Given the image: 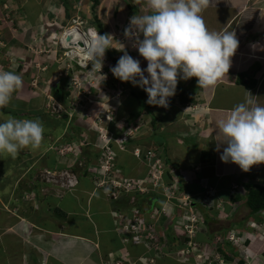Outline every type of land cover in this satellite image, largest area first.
Here are the masks:
<instances>
[{
	"label": "rangeland",
	"instance_id": "374dc122",
	"mask_svg": "<svg viewBox=\"0 0 264 264\" xmlns=\"http://www.w3.org/2000/svg\"><path fill=\"white\" fill-rule=\"evenodd\" d=\"M93 4L94 0H0V67L5 64L10 67V71H13L19 64L28 70L26 74L23 72V75L19 69L18 73L23 75V86L13 94L12 100H19L20 97L28 102V96L31 95L30 102L34 97H37V101L39 99L45 101L44 107H39L36 112L29 113L22 110L31 116L9 105L0 110V122L9 117L39 119L42 122L45 133L39 148L45 149L55 145L57 148L44 153L50 163L47 165L49 169H45L39 175H43L42 178L46 183L49 181L46 176L49 173L59 176L66 171H72L81 180H86L82 172L87 168L85 175L93 178V182L100 186L97 188L107 192L109 199L112 200L108 203L110 206L113 205L114 200L118 201L119 207L127 205L135 211L140 206L144 213H152L160 209L154 207L158 200L161 205V199H169V202L165 201L166 203L162 204L168 211L166 219L161 213H156L151 221L153 225L146 231L147 223L140 221V225L137 224V229L141 227L143 229L137 239L145 237L144 233L148 232L151 242L154 241L153 245L156 243L155 239L161 240L159 249L156 246L153 248L155 260L168 254L164 239L168 237V233H173L174 237H177L176 242L179 247L169 246L167 250L177 249L174 251L176 253L188 250L195 255V259H199L202 255L201 259H218L219 264L223 262L230 264L227 262L229 258L233 260V264H247L246 258H250V254L254 252L253 260L256 259V255L263 260L264 255L259 254L261 252L252 250L248 245L245 248L244 245L236 242L241 239V235L237 234L240 232L237 226H234L235 231L228 230L225 236L222 234V228L232 224L225 219L228 214H235L231 217L232 222H241L249 214L250 209L241 203L247 195L244 185L246 183L264 185V174L253 171L251 176H247L238 172L234 183L222 187L224 188L222 190L218 180L195 176V171L203 166L200 168L190 166L192 168L190 169L185 164L184 155L180 159L171 158L167 144H177L178 139L175 133L167 132L169 127L165 120L168 119L166 112L172 108L173 98H170L169 106L163 108L148 104V95L144 94L146 102L143 105L133 94V91H142V89L133 86L131 82L121 81L111 72V68L116 65L113 59L118 61L125 51L140 60L142 68L147 67L148 62L139 54L138 49L132 47L133 41L124 34L133 16L150 14L152 10L147 0H99L96 9H93ZM77 21L82 23V27L96 28L101 35L113 36V48L106 52L102 73L90 72L91 63L81 64L78 57L72 56L75 52L73 47L65 48L61 45L62 34L70 27L69 25L72 26ZM26 32L29 34L28 41L24 37ZM13 41L25 50V54L21 55L22 58L7 47L9 42ZM121 43L125 44V49ZM35 70L42 73L39 78L42 80H39L38 85L32 86L30 82L32 79L35 81V77L32 76L35 75L33 74ZM26 75L28 77H25ZM192 86L190 85L187 90L177 89L176 95L183 104L195 101L193 92L198 87V82H194ZM178 87L181 85L178 84ZM52 133L55 136L48 137ZM60 135L64 138L58 145L55 138ZM178 148L184 150L187 147L180 145ZM192 148L193 146L190 145L189 149ZM98 150L105 158L98 155L96 152ZM94 153H96L95 157ZM18 156L15 158L8 154L0 156V169H8L10 173L16 171V177H10L9 181H15L28 166L27 162L31 164L35 160L34 157L39 155L33 156L29 153L27 162ZM172 163L176 168L171 167ZM87 164L90 165L86 167ZM205 166L200 171H203ZM33 170L39 172L38 167ZM183 173L187 176L184 182H177ZM195 182H199L201 190L197 187L193 192V187L198 184ZM181 187L184 189L180 190ZM226 190L227 195L223 194ZM127 192L132 194L128 196ZM176 197L182 200H178L179 203L175 202ZM101 198L103 200L102 195L100 200ZM234 198L238 200L235 201ZM98 201L93 202L97 204ZM196 203H199L200 207H197ZM201 207L203 208L201 210H205L204 212L211 217L210 230L205 228L203 214L198 209ZM87 210L89 211V207ZM131 212L129 211L121 222L125 228L131 220L139 222L136 218L130 217ZM26 214L31 220L37 216L35 211L30 213L28 211ZM119 217L122 218L121 214ZM59 219L66 232L72 222H68L67 214H62ZM263 223L262 221V225ZM165 224L170 226L167 228L170 229L168 232L163 227ZM154 225L158 227V232L151 236L149 232H153ZM262 230H257L254 238L263 234ZM260 240L262 250L264 240L262 238ZM224 243L228 244L224 247L229 258L219 251ZM252 244L259 248L255 240ZM181 247L183 248L178 251ZM234 250L237 252L236 255ZM119 258L124 259L125 255L118 252L111 260L116 262ZM240 260L244 262L241 263Z\"/></svg>",
	"mask_w": 264,
	"mask_h": 264
},
{
	"label": "crops",
	"instance_id": "0c3cea01",
	"mask_svg": "<svg viewBox=\"0 0 264 264\" xmlns=\"http://www.w3.org/2000/svg\"><path fill=\"white\" fill-rule=\"evenodd\" d=\"M202 15L210 30L235 31L240 40V47L232 58V67L228 74H224L214 86L207 89L200 88L193 97L195 101L183 104L178 95L172 97V108L166 112L168 119L165 121L169 127L167 132L175 133L178 141L174 145L167 144V147H169L168 153L171 158L180 159L184 155L185 164L188 167L192 164V166L196 165L200 168V162H203L202 166L206 165L204 170L200 171L203 169L201 166L202 168L195 171V176L216 179L222 188L232 185L238 172L245 173L247 176H251L253 171L264 174V164L254 165L250 171L245 172L235 163L223 162L221 160L223 149L218 152L214 140L216 121L226 116L234 106L243 102L248 91L257 97L259 104L264 105V0H209ZM24 37L28 41L29 34L26 32ZM23 41L25 42V40ZM245 42H247L246 46ZM16 44L13 41L6 46L22 58L21 55L25 54V50ZM13 59L17 58L13 57ZM21 66L18 64L13 71L20 74L18 73L20 69L21 74L23 72L26 74L28 70ZM0 70H10V67L3 64ZM33 74H35L32 75L35 77V81L32 79L30 84L35 86V84L38 85L39 80H42L39 79L42 73L35 70ZM241 75H244L245 84L238 81L242 78ZM252 78L257 80V84L254 88H248L246 85L251 83ZM197 79L193 77L187 81L180 80L179 85L188 88ZM29 96L28 102L19 97V100H12L10 106L31 116L29 113L36 112L39 107H44L45 101L43 99L37 101V97H34V100L30 102L32 96ZM37 102L39 103L36 104ZM52 136L55 135L52 133L48 137ZM63 138L61 135L55 138L58 145ZM179 144L186 145L187 148L180 150ZM190 145L193 146L192 149H189ZM55 146L45 149L29 147L26 150H21L18 154L22 157L20 159L26 160L29 153L39 156L34 157L35 160L31 164L26 160L28 166L15 181H9V178L16 177V171L10 173L8 169H0V264H219L218 259L205 258L203 260L202 256L195 259V255L188 250L187 252L181 250L183 247L178 248V251L181 250L178 253L174 252L177 249L167 250L169 246L178 245L177 237H174L173 233H168V237H164L168 254L157 257L155 260L153 248L156 246L159 249L161 240L155 239L156 243L153 245L154 241L151 242L152 239L148 232L145 237L139 239L136 237L137 230L129 233L121 222L131 210L127 205L119 207L118 201L114 200L112 206L108 205L112 200L109 199L106 191L96 187L91 176L85 175L87 168L82 172L86 180L80 178V184L73 191L63 193L58 184L49 181L46 183V180L42 178L43 175H39V173L47 169V165L50 164L44 153ZM96 152L101 155L99 150ZM201 153H203L202 161ZM95 155L96 153L93 154L94 157ZM208 155H210L209 160H204ZM88 165L90 164H87L86 167ZM37 167L39 172H34L33 169ZM195 183L198 184L193 187V192L197 190V187L201 190L199 182ZM223 194L227 195V190ZM101 195L103 200L102 198L100 200ZM94 200L99 201L95 204ZM233 200L237 201L238 199L234 198ZM160 201L164 202L163 199ZM28 211L29 213L36 212L37 216L34 220H31L30 216L27 218ZM115 211L118 213H114ZM167 213L168 211L164 214L161 212V215H164L166 219ZM62 214H67L68 222H72L66 232H64V226L59 219ZM120 214L122 218L119 217ZM234 215V213L228 214L225 219L231 220ZM130 217L132 218L133 214ZM262 218L260 220L253 216L250 217L248 214L241 222H234L236 228L241 232H235L241 235V243L245 248L248 245L252 250L261 252L260 255H264V249L261 250L260 244V239L264 240V232L259 237L256 236L257 238H254V235L257 230L263 229L262 231H264V223L262 225L264 216ZM151 219L153 220L154 217ZM163 227L167 232L170 230L167 229L170 228L169 224H165ZM141 230L143 229L141 228ZM228 230L235 231L234 226ZM138 231L140 230L138 229ZM152 231L149 232L151 236L158 232V227L154 225ZM139 240H144V242H138ZM254 240L259 244V248L252 244ZM148 243L152 245L150 246ZM118 252L124 254L125 258H119L116 262L112 261L111 258ZM170 252L174 253L170 254ZM253 257L254 252L250 254V258H246V263L264 264V259L262 260L256 255V259L253 260ZM227 262L233 264V260L230 258ZM223 264L225 263L223 262Z\"/></svg>",
	"mask_w": 264,
	"mask_h": 264
},
{
	"label": "clouds",
	"instance_id": "9594fccd",
	"mask_svg": "<svg viewBox=\"0 0 264 264\" xmlns=\"http://www.w3.org/2000/svg\"><path fill=\"white\" fill-rule=\"evenodd\" d=\"M147 3L152 10L150 14L133 16L124 32L125 37L133 41L132 47L138 49L148 62L147 67L142 68L140 60L125 51L111 68L116 78L144 90L148 94V104L167 108L170 98L177 93L180 80L187 81L195 77L198 78L199 88L207 89L214 86L224 74H228L232 58L240 47V40L235 31H213L207 27L202 13L209 0H147ZM112 38L110 34L101 35L100 32L91 31L86 42L87 56L92 65L90 72L102 73L106 52L113 48ZM121 44L125 49V44ZM22 86L21 74L10 70L0 71V109L10 105L13 94ZM215 127L216 150L220 152L223 149V162L235 163L245 172L254 165L264 164V105L259 104L257 97L250 91L243 102L216 121ZM44 133L45 128L39 119L9 117L0 122V156L8 154L15 158L22 149H38ZM202 164L200 162L199 166ZM172 166L176 168L173 163ZM76 176L78 182L70 190L60 186L63 193L78 187L80 177ZM186 177L184 173L181 174L177 182H184ZM127 193L128 196L132 194ZM176 198L175 202L182 200ZM165 201L169 202V199L158 205V200L154 207L160 209L152 213H144L140 207V210L137 208L134 211L130 207L133 217L139 222L129 221V233L137 230V237L143 231L137 229L140 221L147 223L145 231L152 226L151 218L156 213L167 212L162 206ZM236 242L242 244L240 240Z\"/></svg>",
	"mask_w": 264,
	"mask_h": 264
},
{
	"label": "trees",
	"instance_id": "16d2710c",
	"mask_svg": "<svg viewBox=\"0 0 264 264\" xmlns=\"http://www.w3.org/2000/svg\"><path fill=\"white\" fill-rule=\"evenodd\" d=\"M99 5V0H94V4H93V9H96V7ZM100 27L102 28V25H100ZM113 61L115 62V64H117V60L116 59H113ZM242 78H240L238 81L242 84H245L244 82V75H241ZM257 84V80L255 78H252L251 79V83L247 84L246 86L248 88H254ZM177 89H180V90H187L188 88H184V87H177ZM199 85L198 87H196V89L194 90V94H196L197 92H199ZM133 94L137 97V99L144 104V102H146V99L144 98V94L145 95H148L144 90L142 91H133ZM184 101V100H183ZM4 109V108H3ZM204 153V152H203ZM206 154V152H205ZM209 156L204 159V160H209ZM205 158V157H204ZM244 188L245 190L247 191V195H246V198L245 200L242 202V204H244L246 207H248L250 209V212H249V215L250 217L253 216V217H256L257 219H262V213L264 212V185H261V184H257V183H246L244 185ZM184 187H181L180 190H183ZM197 204V207H200L199 203H196ZM159 205V203H158ZM140 207V206H139ZM142 209V208H141ZM198 209H203L202 207L201 208H198ZM129 210H130V207H129ZM205 210H201V213L203 214V222H205V226H206V229L210 230L211 228V220L208 215V213L204 212ZM216 221H219V219H215ZM229 222H231L232 224H230L228 227H224L222 228V234L223 236L226 235V232L228 231V229H230L231 227L235 226L234 222H232L230 219H228ZM221 228V227H220ZM220 230V229H219ZM211 234V233H209ZM224 245L228 246V244H223V247H220L219 251H221L223 254H225V257L229 258V255L226 253V249L224 247ZM235 251V250H234ZM236 252V251H235ZM237 252L234 254L236 255ZM241 263L244 262V260H240Z\"/></svg>",
	"mask_w": 264,
	"mask_h": 264
},
{
	"label": "bare ground",
	"instance_id": "6f19581e",
	"mask_svg": "<svg viewBox=\"0 0 264 264\" xmlns=\"http://www.w3.org/2000/svg\"><path fill=\"white\" fill-rule=\"evenodd\" d=\"M69 26L70 27L67 28L61 36V43H62L61 45L65 48L73 47L75 49V52L72 53V56L78 57L79 58L78 60H81L82 63L86 64L85 62H88L89 58L86 52L87 47L83 46L87 42L85 41V38H84L85 34L83 32V29L77 23L72 26L71 25Z\"/></svg>",
	"mask_w": 264,
	"mask_h": 264
},
{
	"label": "built area",
	"instance_id": "2783aa9c",
	"mask_svg": "<svg viewBox=\"0 0 264 264\" xmlns=\"http://www.w3.org/2000/svg\"><path fill=\"white\" fill-rule=\"evenodd\" d=\"M77 24L80 25L82 27V23H79V21H77ZM83 32H84V38L85 41H87L90 38V34L91 31H97L99 32L96 28L93 27H82ZM83 46L87 47V43H85ZM81 46V47H83ZM87 52V51H86ZM80 57V56H79ZM87 60V59H85ZM81 62V60H80ZM85 65L90 64V60H88V62H85ZM81 64H83L81 62ZM48 174V172H47ZM47 176V179L55 184H58L59 186H61L62 188L66 189V190H70L72 187L75 186V184L78 182L77 176L75 173H73L72 171H66L62 174H60L59 176H55L54 174L49 173Z\"/></svg>",
	"mask_w": 264,
	"mask_h": 264
}]
</instances>
